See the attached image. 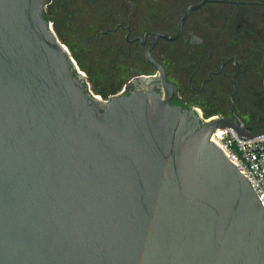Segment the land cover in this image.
<instances>
[{
	"label": "water",
	"instance_id": "1",
	"mask_svg": "<svg viewBox=\"0 0 264 264\" xmlns=\"http://www.w3.org/2000/svg\"><path fill=\"white\" fill-rule=\"evenodd\" d=\"M49 1L0 0V264H264V206L210 139L264 127L202 122L161 67L102 98Z\"/></svg>",
	"mask_w": 264,
	"mask_h": 264
},
{
	"label": "flooded vegetation",
	"instance_id": "2",
	"mask_svg": "<svg viewBox=\"0 0 264 264\" xmlns=\"http://www.w3.org/2000/svg\"><path fill=\"white\" fill-rule=\"evenodd\" d=\"M46 11L55 29L76 13L88 22L106 98L161 67L173 102L264 127V0H50Z\"/></svg>",
	"mask_w": 264,
	"mask_h": 264
},
{
	"label": "rangeland",
	"instance_id": "3",
	"mask_svg": "<svg viewBox=\"0 0 264 264\" xmlns=\"http://www.w3.org/2000/svg\"><path fill=\"white\" fill-rule=\"evenodd\" d=\"M81 20V17L76 13V15L70 16L68 21H58L57 29H55V27L54 29L60 41L77 62L79 68L82 70L81 72L83 74L85 73L84 75L91 89L99 96L106 98L105 95L101 93V90L105 89L104 84L106 83L102 79L103 68L100 54L97 52V44L96 41H94L93 35L85 28L88 22ZM133 73L132 71L123 80L121 84L122 88ZM255 105L257 107H264V100L255 102ZM203 117L206 118L205 115H203Z\"/></svg>",
	"mask_w": 264,
	"mask_h": 264
},
{
	"label": "built area",
	"instance_id": "4",
	"mask_svg": "<svg viewBox=\"0 0 264 264\" xmlns=\"http://www.w3.org/2000/svg\"><path fill=\"white\" fill-rule=\"evenodd\" d=\"M49 24L52 27V21L49 20ZM198 115L202 122L208 121L212 117L204 118L202 113H198ZM210 139L248 178L264 206V135L241 139L231 128H216L211 132Z\"/></svg>",
	"mask_w": 264,
	"mask_h": 264
},
{
	"label": "trees",
	"instance_id": "5",
	"mask_svg": "<svg viewBox=\"0 0 264 264\" xmlns=\"http://www.w3.org/2000/svg\"><path fill=\"white\" fill-rule=\"evenodd\" d=\"M46 16L49 19V16H48V13L47 12H46ZM209 115H211V113H206V116H209Z\"/></svg>",
	"mask_w": 264,
	"mask_h": 264
},
{
	"label": "bare ground",
	"instance_id": "6",
	"mask_svg": "<svg viewBox=\"0 0 264 264\" xmlns=\"http://www.w3.org/2000/svg\"><path fill=\"white\" fill-rule=\"evenodd\" d=\"M198 112H199V114H201V111L200 110H198ZM213 117H216V116H212L211 118H213Z\"/></svg>",
	"mask_w": 264,
	"mask_h": 264
}]
</instances>
